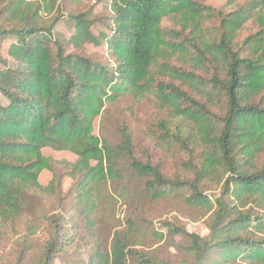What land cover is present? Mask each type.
<instances>
[{
  "label": "trees",
  "instance_id": "trees-1",
  "mask_svg": "<svg viewBox=\"0 0 264 264\" xmlns=\"http://www.w3.org/2000/svg\"><path fill=\"white\" fill-rule=\"evenodd\" d=\"M79 3L0 0V264H264V0H104L102 22L63 11ZM122 98L147 101L151 125L96 136ZM125 181L201 211L207 234L165 224L182 259L162 260L130 214L105 244L102 193Z\"/></svg>",
  "mask_w": 264,
  "mask_h": 264
},
{
  "label": "rangeland",
  "instance_id": "rangeland-1",
  "mask_svg": "<svg viewBox=\"0 0 264 264\" xmlns=\"http://www.w3.org/2000/svg\"><path fill=\"white\" fill-rule=\"evenodd\" d=\"M204 1L213 6H220L225 4L227 0ZM103 5L104 0H80V3L75 6L65 5L63 11H65V13L72 11L77 12L83 10V8L93 6L95 7L96 18L98 21L102 22L107 16ZM57 30L62 32L66 38H69L71 31L67 28L65 23H60L57 26ZM101 31L105 32L102 25H96L92 29V32L96 35ZM6 47L7 44H4L2 51L4 57ZM81 53L92 59H101L105 57L102 48L93 47L91 45H86ZM152 122V108L147 101L140 105H136L131 99L122 98L115 104L106 105L103 115L95 119L93 131L96 136H100L103 133L105 137H109L108 131L110 129L118 128L123 123H126L129 125L134 136L140 138L139 135H141ZM41 152L43 156L49 157L55 161L74 162L76 160V157L69 152H56L49 148H45ZM50 179L51 174L43 171L38 180L42 185H46ZM71 183L72 181L68 179L63 180V193L69 190ZM140 187L139 184L128 181L121 184L108 183L106 185L102 195L103 197L112 196L113 201L108 206L102 207L100 239L105 244H109L115 231L124 230V219L130 214H135L141 219L138 231L143 234L141 238L142 245L138 248L154 253V255L162 260L173 262L181 260L182 254L173 247V244L180 242V239L176 236L169 237L165 224L183 226L189 233L205 236L207 230L205 228L202 212L186 207L180 198L174 197L152 202L143 196ZM45 209H50L49 202L45 205ZM156 231L162 233V240H158L154 236ZM9 247L10 246H8L5 251H8Z\"/></svg>",
  "mask_w": 264,
  "mask_h": 264
},
{
  "label": "built area",
  "instance_id": "built-area-1",
  "mask_svg": "<svg viewBox=\"0 0 264 264\" xmlns=\"http://www.w3.org/2000/svg\"><path fill=\"white\" fill-rule=\"evenodd\" d=\"M27 1H33V0H27Z\"/></svg>",
  "mask_w": 264,
  "mask_h": 264
}]
</instances>
